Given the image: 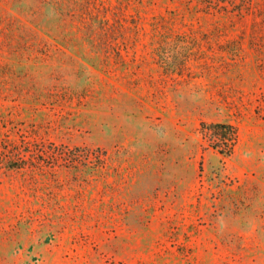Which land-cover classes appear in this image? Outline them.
<instances>
[{"label": "rangeland", "instance_id": "rangeland-1", "mask_svg": "<svg viewBox=\"0 0 264 264\" xmlns=\"http://www.w3.org/2000/svg\"><path fill=\"white\" fill-rule=\"evenodd\" d=\"M0 264H264V0H0Z\"/></svg>", "mask_w": 264, "mask_h": 264}, {"label": "trees", "instance_id": "trees-1", "mask_svg": "<svg viewBox=\"0 0 264 264\" xmlns=\"http://www.w3.org/2000/svg\"><path fill=\"white\" fill-rule=\"evenodd\" d=\"M205 132L211 131L214 140L211 142L213 147L222 153L231 154L237 141V130L229 124H203Z\"/></svg>", "mask_w": 264, "mask_h": 264}]
</instances>
